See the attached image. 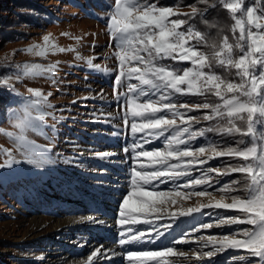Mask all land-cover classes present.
Returning <instances> with one entry per match:
<instances>
[{"label":"rangeland","instance_id":"rangeland-1","mask_svg":"<svg viewBox=\"0 0 264 264\" xmlns=\"http://www.w3.org/2000/svg\"><path fill=\"white\" fill-rule=\"evenodd\" d=\"M113 2L0 0V78L12 76L16 71L14 65L57 64L55 84L45 77H24L21 80L13 79L15 91L0 86V129L14 130L9 112L11 109L22 108L24 98L30 96L29 88L39 89L44 94L52 93L49 101L54 109L46 111L53 112L56 117H45L42 133H26L28 140L35 145L49 149L46 158L52 163H44L42 167L30 163L11 138L0 134V149L12 151L20 161L11 167L0 168V264H84L97 249L101 252L100 244L104 247L112 244L121 246L119 240L123 237L119 233L122 229L117 223L119 204L129 191L131 169L136 166L132 146L140 140L141 134H132L131 117H128V125L124 123V98L121 97L118 102L113 94L118 62L112 55L114 45L110 46V36L106 29V13L111 11ZM213 3L216 0H208V4L203 0H158V6H176V10L181 13L190 12L189 5L201 10L207 8L205 19L208 24L199 16L191 22L210 38H217V32L222 29L221 34H227L231 39L229 26L232 20L229 13L219 5L208 7ZM209 24L213 27H209ZM49 34L60 47H71L76 51L49 53L46 57L24 51L33 44L42 43L43 36ZM74 37L80 38V42L77 43ZM202 50L207 51L206 48ZM77 52L84 59H77ZM89 57L93 58V64L99 65V68L87 66L86 60ZM172 63L181 69L190 66ZM99 95H103V99L98 98ZM86 97L96 98L84 99ZM73 101L76 103L73 104ZM213 101L216 98L211 96L207 101L203 97L182 96L175 102L192 106ZM206 111L195 110L186 115L202 117ZM214 123L200 119L192 127L196 130ZM239 139L246 142L249 140L248 137H221L210 132L191 143L193 147L205 144H218L221 148L237 147ZM163 143L164 137H161L151 144H145L144 150L162 148ZM244 146L239 145L240 148ZM125 148L129 151L125 152ZM105 152L114 155L101 159L98 154ZM6 159V155L0 151V164ZM237 163L239 161L236 159L216 158L208 164L191 168L190 172L192 177H199L209 166L223 168ZM209 175L214 178L212 187L203 185L190 189L181 187L178 190L188 193L206 188L215 199H220L221 194L216 189L230 180L243 182L240 173L231 176H216L215 173ZM188 179L186 176L170 181L167 185L161 184L160 190L171 191ZM236 194L242 197L246 195L242 191L233 193ZM210 199L208 196L195 195L187 199L177 197L175 204L164 206L167 215L162 213L163 218L153 219L151 224L131 226L144 232L145 236L142 240L122 245L119 253L113 254L118 260L117 264H131L127 259L129 251H154L164 247H173L177 252L185 253L184 256L167 258L168 264H242L231 261V257L247 255L244 250H228L212 258L203 256V253L213 250L206 242L208 236L220 237L239 228L251 227L215 226L220 219L241 213L202 208L187 216L180 215L187 208L209 203ZM173 212L176 213L175 219L170 215ZM89 216L102 223L86 220ZM204 224L214 226L203 228ZM157 231L164 235L158 236ZM177 240L185 242L174 243ZM103 258L100 255L94 257L93 264H111L105 263Z\"/></svg>","mask_w":264,"mask_h":264},{"label":"snow or ice","instance_id":"snow-or-ice-1","mask_svg":"<svg viewBox=\"0 0 264 264\" xmlns=\"http://www.w3.org/2000/svg\"><path fill=\"white\" fill-rule=\"evenodd\" d=\"M203 2L208 4V0ZM217 5L226 10L232 20L229 26L231 39L229 35L221 34L222 29L217 32V38H210L207 33L199 31L191 21L199 16L208 24L205 19L207 8L201 10L194 5H189L190 12L181 13L176 6H158V0H114L111 11L106 13L109 43L110 46L114 45L112 55L118 62L113 94L118 102L121 97L124 98V123L128 125V117H131L132 134H141L140 140L132 146L136 166L131 169L129 191L119 204L117 223L122 229L119 235L123 237L119 244L142 240L145 233L131 226L151 224L153 219L163 218L162 213L167 215L164 206L175 204L177 197L208 196L212 198L209 203L187 208L180 215L187 216L202 208L234 210L242 215L220 219L215 226L251 227L239 228L220 237L208 236L206 242L213 250L203 253V256L212 258L228 250H244L247 255H233L231 261L264 264V0H252L251 3L248 0H216L208 7L215 8ZM209 27L213 25L209 24ZM74 39L80 42V38ZM24 51L46 57L49 53L76 50L60 47L49 34L43 36L42 43L33 44ZM76 58L84 59L78 52ZM92 59L87 58V66L99 68ZM172 62L190 66L181 69ZM14 67L16 71L12 76L0 78V86L15 91L13 79L21 80L24 77H45L53 84L57 83V64H19ZM121 88L126 90L120 91ZM28 92L30 96L24 98L22 108L9 112L14 130L0 129V134L11 138L30 163L42 167L44 163H52L46 158L49 149L35 145L28 140L26 133H42L46 116L56 119L53 112L46 111L54 109L49 101L52 93L44 94L32 88ZM182 96L203 97L205 101L211 96L216 101L192 106L175 102ZM98 98L103 99V95ZM195 110L207 111L202 117L186 115ZM200 119L215 123L193 130L192 124L199 123ZM210 132L221 137H248L249 140H237V147L221 148L218 144L192 146L191 142L197 137H204ZM161 137H164L162 148L144 150L145 144H151ZM239 145L245 146L240 148ZM0 151L7 157L0 168L20 163L12 151L6 148ZM124 151L128 152L129 149L125 148ZM98 155L104 159L114 153ZM225 157L236 159L239 163L223 168L209 166L201 176H191V168ZM210 173L216 176L240 173L243 182L230 180L216 189L221 194L220 199H215L206 188L188 193L178 190L203 185L212 187L214 178ZM186 176L189 179L183 185H176L171 191L160 190L161 184L167 185ZM241 191L246 195H233ZM170 215L172 219L176 218V213ZM85 219L102 223L91 216ZM213 226L202 225L203 228ZM157 235L164 234L157 231ZM100 254L99 249L93 252L88 258L89 264ZM177 255L184 256L185 253L177 252L173 247H164L154 251H129L127 259L131 264H168L167 258ZM198 258L201 257L198 255Z\"/></svg>","mask_w":264,"mask_h":264},{"label":"bare ground","instance_id":"bare-ground-1","mask_svg":"<svg viewBox=\"0 0 264 264\" xmlns=\"http://www.w3.org/2000/svg\"><path fill=\"white\" fill-rule=\"evenodd\" d=\"M110 230V229H109ZM109 234H111V233H109ZM109 236V235H108ZM97 244V243H96ZM100 244V243H99ZM107 244V243H106ZM102 244H100L99 246H100V249H101V252L103 251V252H105V253H101L100 254V257L102 258V257H105V258H103V260H104V262L105 263H111V264H117L118 263V260L117 259H115L116 257H113V254H115V252H117V254L119 253L118 251L123 247L122 245L121 246H118V245H114V244H112V245H114V246H112V245H109V246H107V247H104V245H102ZM97 248V247H96ZM95 250V249H94ZM112 256V257H111ZM94 262H93V260L91 261V264H93ZM84 264H89V260L88 261H84Z\"/></svg>","mask_w":264,"mask_h":264}]
</instances>
